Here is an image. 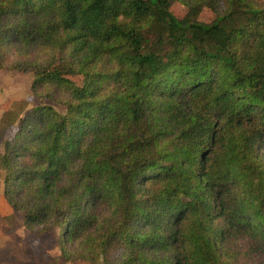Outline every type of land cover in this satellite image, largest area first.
<instances>
[{
	"label": "trees",
	"instance_id": "16d2710c",
	"mask_svg": "<svg viewBox=\"0 0 264 264\" xmlns=\"http://www.w3.org/2000/svg\"><path fill=\"white\" fill-rule=\"evenodd\" d=\"M0 68L66 107L0 132L42 264H264V1L0 0Z\"/></svg>",
	"mask_w": 264,
	"mask_h": 264
},
{
	"label": "rangeland",
	"instance_id": "374dc122",
	"mask_svg": "<svg viewBox=\"0 0 264 264\" xmlns=\"http://www.w3.org/2000/svg\"><path fill=\"white\" fill-rule=\"evenodd\" d=\"M186 10V7L179 3L173 7V11L179 17H182ZM214 17L212 11L205 9L200 19L211 21ZM33 80L34 75L32 72L10 71L0 68V132L8 126L4 135L6 139L12 138L16 134L20 125V118L25 117L34 107L40 104L53 105L61 112L66 111L64 104L34 95L32 91ZM74 80L81 83L82 79L77 77ZM15 222L20 226L17 228L19 230L17 231V243L19 245L22 243L20 248H24L26 257L30 260L27 264H42L44 258L52 260L59 257L60 248L53 235H38L23 227V213L21 212L16 213ZM75 262L68 263L74 264ZM84 263L90 264L88 262Z\"/></svg>",
	"mask_w": 264,
	"mask_h": 264
},
{
	"label": "crops",
	"instance_id": "0c3cea01",
	"mask_svg": "<svg viewBox=\"0 0 264 264\" xmlns=\"http://www.w3.org/2000/svg\"><path fill=\"white\" fill-rule=\"evenodd\" d=\"M15 216L16 212L6 200L3 183L0 180V264H27L30 261L26 257L24 248H20L22 243L21 245L17 243V231H19L17 228L20 226L16 224ZM74 264L87 263L75 262Z\"/></svg>",
	"mask_w": 264,
	"mask_h": 264
}]
</instances>
